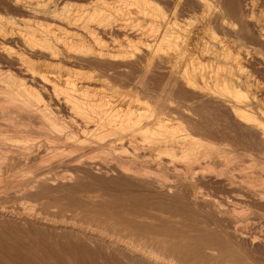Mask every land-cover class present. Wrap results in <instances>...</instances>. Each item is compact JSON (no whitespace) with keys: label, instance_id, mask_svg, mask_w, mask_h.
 <instances>
[{"label":"rangeland","instance_id":"1","mask_svg":"<svg viewBox=\"0 0 264 264\" xmlns=\"http://www.w3.org/2000/svg\"><path fill=\"white\" fill-rule=\"evenodd\" d=\"M212 1L236 19L255 3V13H264V0ZM62 3L76 7L82 2ZM190 4H183V13L190 14ZM173 6L166 0L160 10L166 13ZM0 10L4 14L1 5ZM122 17L116 23L149 25L132 16ZM247 26L241 22L240 33L250 39ZM144 64L118 69L116 81L126 88L117 90L134 92L144 111H154L160 98L175 106L187 102L186 107L191 105L195 112L191 126L213 137L208 138L212 145L206 150L224 148L228 159L219 165H204V159H196L194 163L201 167L190 170V165H180L173 158L160 163L140 140L135 149L125 152H86L76 157L95 145L94 137L68 126L67 114H54L64 126L56 133L35 116L3 111L0 103V142L10 148L0 159V264H147L135 254L142 252L161 264H264L263 145L217 105L199 101L175 84L163 65L143 75ZM255 66L248 68L257 76ZM167 111L157 115H177ZM67 133L72 138L65 137ZM25 139L32 143L29 150L21 149ZM75 139L87 140V147L68 149ZM137 154V165L144 168L141 173L155 177L163 191L156 184L135 183L113 169H122L120 155ZM244 174L258 177L247 179Z\"/></svg>","mask_w":264,"mask_h":264},{"label":"bare ground","instance_id":"2","mask_svg":"<svg viewBox=\"0 0 264 264\" xmlns=\"http://www.w3.org/2000/svg\"><path fill=\"white\" fill-rule=\"evenodd\" d=\"M63 1L0 0L4 9L0 13L3 111L35 116L56 133L64 126L54 114H67L68 126L94 137L93 142L92 136L89 140L95 145L76 157L86 152H125L142 142L160 163L173 158L180 165H190V170L201 167L194 163L196 159H204V165H219L228 159L223 147L206 150L212 145L208 138L213 137L191 126L195 112L191 105L186 107L187 102L175 106L160 98L154 111H144L134 92L117 90L126 88L116 81L120 78L117 70L143 61V75L163 65L175 84L191 91L197 100L217 105L264 147V13H255L256 3L239 13L238 22L212 0H170L174 6L166 13L160 10L166 0H80L76 7L63 5ZM188 2L192 9H187V15L183 4ZM126 15L149 25L137 28L116 23ZM243 21L252 32L250 39L240 33ZM251 64L257 66V76L250 72ZM164 109L177 115L159 117ZM67 136L72 138L71 133ZM24 141L21 149L29 150L30 139ZM73 142L68 149L87 147V140ZM0 143L3 159L10 148ZM135 155H120L122 169H113L135 183L156 184L163 191L155 177L141 173L144 168L137 165L139 156ZM245 175L247 179L258 177ZM135 254L147 264H161L143 252Z\"/></svg>","mask_w":264,"mask_h":264}]
</instances>
